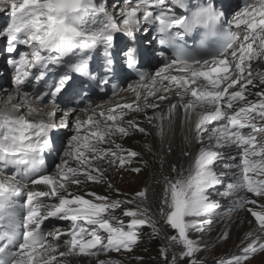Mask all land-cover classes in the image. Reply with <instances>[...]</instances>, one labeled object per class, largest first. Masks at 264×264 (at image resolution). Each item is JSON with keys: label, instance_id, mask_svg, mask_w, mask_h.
Instances as JSON below:
<instances>
[{"label": "snow or ice", "instance_id": "6c2138e0", "mask_svg": "<svg viewBox=\"0 0 264 264\" xmlns=\"http://www.w3.org/2000/svg\"><path fill=\"white\" fill-rule=\"evenodd\" d=\"M113 8L109 13L106 3L96 0H9V23L0 30L7 41L6 50L13 53L21 45L28 49L8 61L16 70L17 87L30 82V77L42 81L50 64L59 65L66 57H76L66 62L68 70L58 79L45 82L42 91L31 94L34 102L48 97L56 104L57 97L72 87L73 74L92 78L91 53L101 46L105 71L112 72L115 33L123 32L135 40L142 23L158 25L159 42L173 49V57L152 75L139 71L136 48L126 45L121 50L122 63L138 72L140 88L147 90L143 106L142 93L129 85L136 93L135 106L125 103L106 111L93 110L86 119L75 115L77 109L68 108L59 124L54 119L55 110L45 113V119L34 121L28 117L39 115V110L29 106L27 115L20 114L23 104L19 101L11 109H0V176L13 169L0 179V264H62L56 254L59 243H49V235L57 242L61 236L69 238L65 241L67 250L58 253L59 257H68L131 252L140 239L138 229L145 225L158 234L147 208L125 209L123 216L130 218L127 224L115 215L123 203L132 204L134 200H110L94 192L87 193L90 198H86L71 192L69 186H79L80 177L92 183L105 182L106 169L100 167L101 163L119 168L131 164L140 153L125 149L114 137H126L131 130L146 133V129L134 119L125 120V109L159 108L149 97L164 101L172 91L179 103L170 105L166 113H145V118L154 123L163 138L165 122L170 128L173 114L181 108L185 122L193 123L194 117L192 139L201 146L195 154L184 153L191 157L187 169L172 165L175 179L164 177L159 214L175 231L167 239L181 247V259L200 264L196 257L200 242L190 233L202 231L203 225L211 222L204 217L220 207L209 196V191L222 183L223 174L216 171V163L223 154L216 149L234 146L239 158L238 175L218 194L235 196L234 207L249 212L256 228L245 234L237 253L218 264H250L256 253H264V204L247 196L264 197V91L253 93L249 88L264 86V72L252 71V61L264 57V0H244L243 6L230 15L219 10L215 0L191 4L189 0H125L118 17ZM177 9L184 13L177 14ZM194 34L198 43L190 48L185 37ZM169 70L180 74H165ZM157 77L159 89L155 87ZM101 83H108V79ZM249 95L258 99L250 101ZM28 97L29 93H24L25 101ZM12 99L9 97L8 102ZM70 124L75 132L65 147L66 158L56 166L55 175L44 173L43 155L53 144L50 133ZM132 171L139 173L141 169ZM41 185L46 190H40ZM147 192L144 189L135 196L143 201ZM247 205H256L258 210ZM50 218L69 221L68 231L43 232L42 225ZM221 238L226 240L228 233ZM161 255L167 261V249L162 248ZM98 264L113 262L99 260ZM172 264H176L175 256Z\"/></svg>", "mask_w": 264, "mask_h": 264}, {"label": "rangeland", "instance_id": "374dc122", "mask_svg": "<svg viewBox=\"0 0 264 264\" xmlns=\"http://www.w3.org/2000/svg\"><path fill=\"white\" fill-rule=\"evenodd\" d=\"M107 3L106 6L108 8L112 6H115L114 3L115 0H100ZM120 1L117 4V7H123L124 0H117ZM122 1V2H121ZM116 2V1H115ZM114 3V4H113ZM241 6V5H239ZM238 5L235 6V8L231 9V12L236 10ZM9 0H5V6L1 7L0 3V30H2L5 26L4 23L6 19H9ZM118 9V8H117ZM230 14V12H229ZM146 25V24H145ZM3 27V28H2ZM144 31V30H143ZM0 44L1 48L5 47L6 45V38L3 37V35L0 34ZM19 47V46H18ZM23 47V46H20ZM4 50V48L2 49ZM156 51V50H155ZM154 52V51H153ZM1 54V53H0ZM121 54V53H120ZM155 55V52H154ZM1 57V55H0ZM7 55L4 56L6 58ZM157 58L156 67H159V56L157 54L155 55ZM0 88L4 87L2 85H5L7 87L8 91H13L14 84L8 85L12 74L7 72V76H5V72H3V68L5 67L4 63H2V58L0 61ZM3 80V83H1ZM131 80H126L124 82L123 87H127V82H130ZM132 82V81H131ZM11 87V88H10ZM123 88V90L125 89ZM258 89V88H257ZM30 90V89H27ZM122 90V91H123ZM255 91L256 89H251ZM7 91V92H8ZM258 92V90H256ZM255 91V92H256ZM264 91V89H263ZM22 93L25 91H21ZM130 94H132V91L129 89ZM119 94V93H118ZM124 94V92L122 93ZM121 94V97L123 95ZM117 95V94H116ZM110 97H112L111 93L105 95L104 97H100L97 100H105V102H108L110 100ZM120 97V98H121ZM125 97V96H124ZM258 98V97H255ZM108 100V101H107ZM251 101V100H250ZM254 101V100H253ZM134 102V101H132ZM47 103V99H44L41 102H38L37 104L44 105ZM5 104H3V100H0V109H3ZM83 107H91L89 103H81L79 106H76L77 108ZM68 107V106H67ZM63 107V108H67ZM72 107V106H69ZM110 108V107H109ZM101 109H95L96 112L103 111ZM94 110V109H93ZM85 110L82 112L84 113ZM63 112H58L57 117L62 118ZM81 117V116H80ZM59 124V120L56 122ZM147 124H150L147 122ZM69 127H72L70 124ZM63 127H58L53 130V132H59L58 137L60 136V139L65 142V146L62 143V146H60L58 151V156L55 158L54 162L49 164L48 170L44 173L46 174H53L55 171L57 172L56 166L61 163L63 159L66 157L64 156V147H66V142L69 141L70 136L69 134H72V131H66L63 132ZM67 132V133H66ZM135 132V133H134ZM138 132V133H137ZM131 130L130 134L126 137H121L118 135L121 139H129L131 143H135V147H137L136 151L140 153L139 156L133 158V161L131 164H127L124 168H119L118 166H109L106 162L101 163L100 167L103 169H106L104 172V180L103 183H92L89 181H86L83 177H80L81 184L79 186L76 185H70L69 190L73 193L77 194H85V193H97L99 195L107 196L110 200H121V201H127V200H134V203L128 204L123 203L121 208L115 210V215L120 217L124 220L125 224H127L130 220L129 217L123 216V211L125 209H136L139 207L140 209H148V214L151 216L152 220L155 222V230L158 232V234H154V229L151 226L145 225L143 229H145L144 233H141L143 229H139L140 232V239L139 242L133 247V250L131 252H109V253H101L98 256H90V255H76L79 256L80 263L84 264L86 262L90 264H98L99 260H110L113 262V264H172L173 256L176 257V264H188V259L180 258V252L181 247L180 246H173L169 243V240L167 237L174 235L175 231L170 228V226L166 223L165 219L159 214V209L162 206V195H163V186H164V178L160 181V187L159 191L156 195L152 194L153 186L151 181V171L149 163V160L147 159L144 152L148 148L147 146H150V140L152 136L150 133L146 131V133H141L139 131ZM58 134V133H56ZM144 135V136H143ZM135 137L141 138L143 143L139 140H136ZM145 139V140H143ZM122 145L121 142H118ZM141 143V144H140ZM157 143V142H156ZM159 144V143H158ZM205 144H207L205 140ZM108 145H104V147H107ZM160 146H162V143H160ZM168 152L169 154L165 155L162 154V159L165 160V167L168 170L167 177L171 175L170 178L175 179L176 173L172 171V165H175L177 168L183 167L184 169H187L189 166V161L191 160L190 156H185L184 153L186 152L185 148L180 149L176 147L174 144L169 145ZM155 148L157 149V153L159 155V149L158 145L155 144ZM64 150V151H63ZM181 150H185V152H181ZM217 151L221 152L223 154L222 159L217 161L216 163V171L218 170H227L228 168L232 169L236 167V164L239 162V158L237 156L236 160H230L229 154L231 153V148L224 147L220 149H216ZM235 152H237V149L234 148ZM198 151L197 147H191L188 146L187 152H190L195 154ZM172 152V153H171ZM160 156V155H159ZM139 167L141 171L139 173L133 172L132 169ZM174 173V174H173ZM56 174V173H55ZM54 175V174H53ZM6 178L5 176H0V179ZM222 183L220 185H217L215 189H211L209 191V196L211 200H215L219 202L220 207L214 211L213 214L204 217L206 220H210V223H205L203 225V230L199 232H191L190 236L192 239L197 240L200 242V248L201 250L196 254V257L200 264H218L219 261L222 259L231 257L233 254L237 253L239 251V245L240 241L244 238L245 234L253 229L256 228V223L254 217L251 216L249 212L246 210H240L238 208L234 207V200L235 196L231 197H223L219 195L218 193L223 192L226 190V187L229 183H232L235 181V179H232L231 177L225 178L222 177ZM147 189V199L146 200H140L139 198H136L135 194L141 190ZM118 190V192H117ZM247 196L249 198H255L258 199L259 204H264V197L256 198L252 194L248 193ZM87 198V197H86ZM89 198V197H88ZM246 207H253L257 208L256 205H247ZM70 227L69 221H62L59 220L55 223L54 229H64V232H67ZM48 230V233L52 230ZM224 232L228 233V238L222 239L221 236ZM52 236L49 235L48 240L49 243H52L51 240ZM69 239L67 236L64 237L62 240L54 241V243H59V248L57 249V257L59 252L64 251V249L68 248V245L65 243V241ZM167 249V261L165 258L161 255V249ZM62 250V251H60ZM71 258H74L73 256H69ZM92 257V258H88ZM66 257H62L64 260ZM69 263V262H68ZM66 262V264H68ZM250 264H264V253H256L254 257L251 258Z\"/></svg>", "mask_w": 264, "mask_h": 264}, {"label": "bare ground", "instance_id": "6f19581e", "mask_svg": "<svg viewBox=\"0 0 264 264\" xmlns=\"http://www.w3.org/2000/svg\"><path fill=\"white\" fill-rule=\"evenodd\" d=\"M115 1H114V3L116 4L115 5V14H117V17H118V12H119V9L121 7H117V4L120 1H117V0H115ZM96 2L97 3H101V2H104V1L96 0ZM238 2H241L240 5L243 6L244 0H234V1L233 0H227L226 1V8L231 9L230 7H232V5L234 3H238ZM0 3H1V7L5 6V0H0ZM104 3H106V2H104ZM219 4H222V2H219ZM106 5H107V3H106ZM123 6H124V4H123ZM107 8H108V6H107ZM108 11H109V13H113L114 12V8H113L112 4H111V7L108 8ZM183 13H184L183 9H177V14H183ZM101 19H102V17H101ZM7 24H8V22H7ZM7 24H5V26ZM0 26H2V25H0ZM145 28L147 29L146 32L143 31ZM157 41H158V39L156 38V33L152 32V30L149 28V23L146 24V25L144 23H142L141 30L138 31L136 33V35H135V40H132L131 38L126 36L123 32L115 33L114 41H113L114 48H113L112 51H113V53L116 51L117 52V56L120 57V54H118V51H121V49L124 48L126 45L130 46V47H135L136 45L144 47V49H145V51L147 53V58L144 61L143 71L146 72V73L155 75V73L160 68L164 67L166 59H170L165 52H164V56H161L160 55L161 51L159 49H157V51L155 52V55L157 54V56H159V57L161 56L159 58V60H158L159 61L158 64L160 66L159 67L155 66L156 65L155 61H157V58L155 57L152 48L154 47V45H156ZM21 46H23V45H21ZM23 47H25V46H23ZM70 59L72 61H74L76 59V57H71V58L66 57L65 58V63L67 61H69ZM98 59H101L102 71L97 76H101V78H103V74L106 73V71H105L106 59H105V56H104V50H103L102 46L98 50L93 51L91 53V59L89 61V66H90L91 73L94 71L93 69L95 67L100 66V63L97 61ZM113 59H114V57H113ZM4 70H6L5 67H4ZM67 70H68V64L65 65V68L61 72L64 73ZM32 71L36 72V69H33ZM252 71L253 72H264V57H261L258 60L252 61ZM165 74L171 75V74H180V73H176L173 70H169V72L165 73ZM50 75H51V73L46 72V75L44 76L42 81L36 82L35 80H33V83L36 86H44L45 87V82L51 83V82L54 81V79H51ZM93 75L95 76L96 73L94 72ZM5 76H7V70H6ZM159 80H160V78L157 77L158 83L155 85V87L157 89H159L161 87V84L159 83ZM30 81H31V79H30ZM131 81L126 83V84H128L126 88L122 87L119 90L112 91L111 92L112 97H110L109 101L107 100L108 102H105L106 99L103 100V101L102 100H95V101L90 103V105H91L90 108L89 107H83V106H81L80 108H77L76 106H79V104H81V103H74L75 99L78 96H84L86 98L87 95L89 94L88 88H85L83 90V92L79 91L80 86L83 83L85 85L87 84L86 77L80 76L79 74H73L72 87L67 89L61 95H59V97L57 98V103L56 104H53L48 97L44 98V99H47V103L44 104V105H40V104H37L38 102H34L31 99V94L33 92H39V91H35L36 89L27 90L26 87H28L29 82H26L23 86H20V87H17L16 84H15L13 91H10V92L8 91L7 87H5V85H2L4 87L0 88V100L2 99L3 100V104H5L3 107L4 108H8V109H11L12 105L16 104L18 101L21 102L23 104V107L21 108L20 114H24V115H27V110H28L29 106L37 108L39 110L40 114L28 117L29 119L34 120V121H40L42 119H45V116H44L45 113H48V112H51V111L55 110V112H56V116L54 118L55 122H57V120H59V122H60L61 118L56 119L57 113L66 111L68 108L77 109V112L75 113V115H78L79 117L81 116L80 119H86L87 115L91 114L93 109L95 110V109L103 108L102 110L106 111L108 109L113 108L117 104H125V103L133 104V106H135L134 102H132V101L136 100V93L132 91V94L128 95L129 94L128 93L129 92V85H132L134 88L137 89V91L142 93L141 99H140V104H141V106H143L144 96L147 95V90L146 89H141L140 88V84H139L138 81H134V80H131ZM1 83H3V80H2ZM165 83H167V82H165ZM8 85L11 86V82L10 81H9ZM30 85H31V83H30ZM151 86L152 85L149 84V87H151ZM123 88H125V89L123 90ZM249 88H250V90L255 88L258 91H263L264 86H260V87L249 86ZM39 90L42 91L43 88L39 89ZM21 91H25V92L22 93ZM255 91L251 90V92H253V93H255ZM123 92H124V94H122ZM24 93H29V97H28V99L26 101H25V98H24ZM121 94L123 95V97H121ZM167 95L169 96V99L164 100V101H158L154 97H149L150 102L159 104V108H156V109L146 108V109H143L142 111H131V110L125 109L126 115H125L124 119L125 120H128V119L136 120L139 123L140 127L145 128L146 131L148 133H150V135L152 136L151 140L149 141L150 144H151L150 145L151 151H149V150L147 151L146 150L144 152V154L145 155L148 154V155H146V157L149 160V163L151 164L150 171H151V181H152L151 183H152V186H153V190H152V194L153 195L157 194V192L159 191L160 184H161L160 181L164 177H166V175L168 173V170L165 167V165H166L165 160H163L161 157H162L163 153L165 155L169 154V153H167L168 152V147L169 148L171 147L169 145L174 144L176 147H178L180 149L185 148L186 151H187L189 145L191 147H197L198 149L201 146L200 144H197L192 139V137L194 136V133L191 131V129L193 127L194 117H193V123L185 122V114H184L183 109H181V108H177L175 113L173 114L172 124H171L170 128L167 126V122H165V125H166L165 126V136L163 138H161L157 134V129L154 127V123L147 124L148 120L145 118V113L147 114V116H152L154 113H160V112H165L166 113L168 111L170 105L179 103V99L175 95L174 91L169 92ZM9 97L13 98L10 103L8 102L9 101ZM102 97H104V96H102ZM255 97H256L255 95H249L248 96V100H251V101L254 100L255 101V100L258 99V98H255ZM187 99H188V97L185 98V100H187ZM84 104H86V103H84ZM69 106H72V107H69ZM63 107H67V108H63ZM83 110H86V111H84V113H83L82 112ZM117 111H119V109H117ZM198 111H199V109H198ZM48 122H51V120H48ZM62 129H63V132H65V130L66 131H69V130L72 131L73 133L69 134L70 137L75 132L74 127H66V128L63 127ZM135 131L137 132V130H135ZM50 136L53 137V139H52V141H53L52 148H51V150H47L44 153L43 158L44 159H49V162L51 164L52 162H54L55 158L58 156V151H59L60 146H62V143L64 145L65 142L63 141V139L62 140L60 139V136L58 137L57 134L53 133V131L50 133ZM135 138H136V140H139L140 142L143 143L141 138H138V137H135ZM114 139L116 140L117 143L121 142L122 146L125 149L137 150V147H135L136 145H134L135 143H131L129 139H125V140L121 139V138L118 137V135L116 137H114ZM143 140H145V139H143ZM206 142H207V140H206ZM160 143H162V146H160ZM67 144H68V141L66 142V146H67ZM155 144H157L158 148H160L159 149V155L160 156L157 153V149L155 148ZM228 148H231V150H230L231 153L229 154V159L232 161L233 160L232 157L236 156L237 152H235V150H234L235 147L234 146H229ZM64 149H65V147H64ZM185 150L184 151L181 150V152L182 151L185 152ZM177 169H180V168H177ZM10 170H13V169L9 168L6 171H10ZM47 170L48 169H44L42 171L45 172ZM55 173H57V172L55 171L53 174L55 175ZM218 173H222L223 174L221 176V178L222 177H225V178L231 177L232 179H236L237 175H238V169L236 167L232 168V169L228 168L227 170H218ZM169 177H171V175ZM38 187H39L40 190H46L44 188V186H42V185L38 186ZM84 195H85V197L88 198L87 193H85ZM63 230L64 229H62V228L61 229H54V230H52L49 233H53L54 234L57 231L63 233L64 232ZM64 237H66V236H61L60 240H62ZM50 240H51L52 243H54L53 239H50ZM66 250L67 249L65 248L64 251H66ZM60 251H62V250H60ZM71 256H73L74 258H71V257L68 256V257H66L63 260L62 257H59L58 260L61 261L62 264H66V262L67 263L69 262L68 264H82V263H80L81 260H79V258H80L79 256H76V255H71ZM88 258H92V257H88ZM54 264H55V262H54ZM84 264H90V263L86 262Z\"/></svg>", "mask_w": 264, "mask_h": 264}, {"label": "trees", "instance_id": "16d2710c", "mask_svg": "<svg viewBox=\"0 0 264 264\" xmlns=\"http://www.w3.org/2000/svg\"><path fill=\"white\" fill-rule=\"evenodd\" d=\"M143 228H145V227H143ZM145 232V229H143L142 231H141V233H144Z\"/></svg>", "mask_w": 264, "mask_h": 264}]
</instances>
